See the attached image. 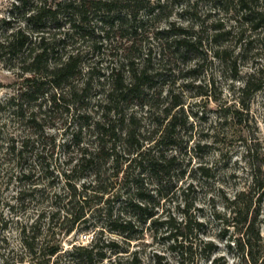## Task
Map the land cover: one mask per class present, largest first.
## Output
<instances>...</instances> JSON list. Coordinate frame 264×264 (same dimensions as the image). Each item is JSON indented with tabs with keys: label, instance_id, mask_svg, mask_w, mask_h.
<instances>
[{
	"label": "rangeland",
	"instance_id": "1",
	"mask_svg": "<svg viewBox=\"0 0 264 264\" xmlns=\"http://www.w3.org/2000/svg\"><path fill=\"white\" fill-rule=\"evenodd\" d=\"M17 1L0 0V20L11 17L10 5ZM106 1L118 2V11L107 16L89 10L84 30L66 40L58 54L79 55L81 75L71 85L80 89L86 83V88L74 102L66 98L50 107L46 96L54 90L45 87L42 91L47 95L37 102H22L23 118L18 117L8 100L19 89L21 64L0 60V264H31L21 245L19 228L31 225L41 207L48 212L62 209L61 202L55 203V195L63 198L68 194L67 183L76 195L68 208L73 213L82 208L85 217L74 224L69 216L65 218L68 221L62 226L73 230L59 236L62 252L87 246L92 240L99 248L113 241L128 251L122 256L131 257L129 254L136 252L140 264H264V15L261 29L253 32L244 23L235 24L234 16L216 8L215 0ZM253 2L255 8L264 7V0ZM131 11L136 13L134 22ZM156 31H161V41L154 39ZM53 33L49 28L44 30L45 35ZM179 33L200 37L202 48L185 57L179 52L169 54L164 44ZM213 35L219 37L210 42ZM127 59L136 64L145 60L151 78L149 86L143 88L144 101L152 107L140 108L137 100L122 110L136 115L134 126L142 139L153 134L154 142L159 141L151 155L161 152L173 156L176 169L155 176L145 165H128L122 154L126 148L119 143L118 175L113 174L117 164L110 167L109 162L102 169L103 183H115L114 190L101 193L91 184L89 170L77 169L73 159L82 149H94L89 127L102 113L100 101L111 71L128 79ZM249 75H254L255 85H261L259 91H242ZM174 102L180 106L170 109ZM29 113L35 116L32 121L27 119ZM176 115L175 128L167 129L166 119ZM23 142L20 166L32 170L38 188L24 203L17 201V192L23 189L13 179L19 169L14 157ZM154 142L148 140L144 145ZM24 187L29 186L25 183ZM241 193L245 194L244 202L251 199L255 203L252 208L258 212L260 239L251 241L244 251L238 241V226L231 224L232 202ZM128 202L146 210L126 207ZM59 217L61 222L66 215L60 211ZM118 217L133 219L135 239L125 240L109 230L110 221ZM47 223V219L38 222L43 234L39 243L44 245L48 241L44 235ZM185 225L189 231H183ZM175 228L191 241L196 237L201 248L211 243L212 251L198 249L180 261L174 249ZM53 242L50 237L49 243ZM102 251H107L106 264L113 254L107 248ZM60 260L64 263L68 259L64 256Z\"/></svg>",
	"mask_w": 264,
	"mask_h": 264
},
{
	"label": "trees",
	"instance_id": "2",
	"mask_svg": "<svg viewBox=\"0 0 264 264\" xmlns=\"http://www.w3.org/2000/svg\"><path fill=\"white\" fill-rule=\"evenodd\" d=\"M254 0H215L217 4L216 8H222L226 13H230L234 16V22L244 23L246 27L249 26L250 31L257 32L261 29V21L263 20L264 7L258 9L253 7ZM256 2V1H255ZM117 3L115 1H103V0H63L61 2L47 3L46 0H18L15 4L10 5L9 19L0 20V60L12 61L17 60L20 63L19 71L21 83L17 93L11 96L8 103L14 108V113L23 118L22 115V102L26 104L37 102L39 97H44L46 94L42 91L45 87H49L54 90V93L48 95V104L50 107L58 102H65L66 98L71 99L74 102L78 93H83L86 88L84 86L77 88V86L71 85L72 81L81 75L79 68V55L70 53L65 54L64 57H58L60 51L63 48L64 43L68 39H72L77 33L83 31L82 24L87 20L89 10L94 12H102L109 16L117 10ZM18 15L17 18H14ZM136 13L130 12V17L134 22L136 19ZM118 20V19H117ZM16 22V24H15ZM49 28L53 30V34H44V30ZM84 37L83 34H81ZM155 40L161 41V31H156L153 34ZM164 44V48L168 50L169 54H176L179 52L181 57H185L187 53L197 52L199 48H202L201 38L195 35L185 36L184 33H179L178 36ZM219 35H213L210 38V42L215 41ZM163 48V49H164ZM172 49V52H171ZM57 56V57H56ZM214 57L220 59V57L214 54ZM54 58V62H49ZM3 61V62H4ZM126 66L128 73V79H124L119 76V72L116 74L111 71L110 77H108V88L102 92L103 99L102 113L98 120L90 125L91 132L94 134L95 146L92 150L82 149L76 160L77 169L89 170L92 178V183L95 189L101 191V193L114 190L115 183L104 184L102 180L104 166L111 162L110 167L113 164H119V156L116 154V149L119 148L118 144L121 143L125 146L122 154L125 156L124 161L137 164V168H142L144 165L149 173L152 175L165 173L169 174L170 171L176 169L174 162L176 159L173 156L166 157L161 152L151 153L154 150V146L159 144V141L154 142L153 134L148 139H142L141 135L135 130L136 115L134 113L124 114L122 107L125 105L137 101V105L142 107H148L151 109L152 104L144 101L146 94L143 92L144 87L149 86V80L151 76L147 71V66L144 60L142 64H136L131 60H126ZM23 76H26L25 78ZM254 75H249L243 86V92L254 93L261 89V85H255ZM64 89H67L65 92ZM58 91L60 93H58ZM180 106V103L174 102L170 109H174ZM243 110V107L241 108ZM169 111H166L165 117H168ZM35 118L33 113L27 115V119L32 121ZM177 120L176 116H170L166 119L167 129L175 128ZM161 123V122H160ZM159 122L156 123L161 126ZM121 126V128H119ZM164 136L162 137V139ZM154 142L151 146H145L144 142ZM154 145V146H153ZM24 142L20 146V150L15 155V168H19L17 175L14 176V180L19 183L23 190L17 192L19 202H23L27 198L34 197L38 193V188L32 180V170L25 169L20 166L22 158V151L24 150ZM122 150L121 148H119ZM12 150V149H11ZM102 170V171H101ZM198 170H201L200 168ZM114 176L118 175V169L113 173ZM29 186L25 189L24 184ZM90 184V186H91ZM101 184L105 185L104 187ZM69 187V193L63 198L55 195V203H62V209L58 211L48 212L44 207L39 208L37 211L36 219L31 225H22L19 228V237L23 249L27 252V257L31 264H40L43 260V264H59L62 257H67L68 260H64L62 264H103L107 260L106 252L102 251L103 248H107L110 254H113V259H109L106 264H140L136 252L129 254L131 257L122 256L128 254V251L120 249V246L110 241L103 247H97L96 240H92L91 244L87 246L72 247L69 252H62L58 238L60 235H67L73 229L72 227L65 229L62 224L65 218L68 216L71 218L72 223H77L85 217V213L82 208L76 212H71L68 208L72 204L73 199L76 198L75 188L70 183H67ZM93 187V189H94ZM73 192V194L71 193ZM77 197H80L77 195ZM103 197V196H102ZM245 197L244 193L239 194L232 202L231 214L233 226L237 227V232L240 234L238 241L242 251L250 247L251 241L258 242L260 239L257 233V210L252 208L251 199L246 202L242 200ZM247 197V196H246ZM58 199V200H57ZM33 200H29V204H32ZM58 201V203H57ZM140 202V201H139ZM35 204V202H34ZM50 205V203L48 204ZM125 206H131L140 212H144L145 207L143 205H137L128 202ZM51 207V206H49ZM67 207V209H66ZM60 211L64 212L66 217L60 221ZM147 215L152 217L150 213ZM111 218V217H110ZM42 219H47L46 237L48 241L46 245L40 244L39 239L42 236V228L38 226V222ZM68 221V220H65ZM112 233L118 236H122L125 240L132 241L137 236L135 231V224L132 218L125 220L119 217L110 221ZM51 225V226H50ZM173 235L174 241L177 242L174 249L177 251L179 260L182 261L184 255L192 253V251L200 250L202 252L205 248L212 251L211 243H206L201 248L196 243V237L193 240H189L187 235L182 232H178V229H174ZM189 231V227L185 225L183 231ZM53 238V243H49V238ZM57 239V240H56ZM180 239V240H178ZM38 242V243H36ZM210 248V249H209ZM123 250V251H121ZM64 255V256H63ZM128 257V258H125ZM66 259V258H63ZM252 260V259H251ZM21 262V261H20ZM252 262H254L252 260ZM256 264V263H253Z\"/></svg>",
	"mask_w": 264,
	"mask_h": 264
}]
</instances>
